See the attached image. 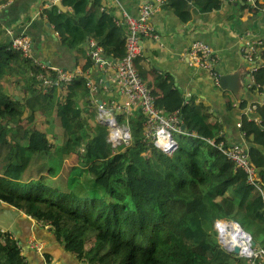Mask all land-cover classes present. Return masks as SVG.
Wrapping results in <instances>:
<instances>
[{
  "label": "trees",
  "instance_id": "1",
  "mask_svg": "<svg viewBox=\"0 0 264 264\" xmlns=\"http://www.w3.org/2000/svg\"><path fill=\"white\" fill-rule=\"evenodd\" d=\"M169 1L181 16L185 11L178 3H191ZM192 1L204 12L219 10L223 3ZM5 2L0 0V5ZM62 3L72 11H62L55 3L43 11L46 26L58 33L60 43L75 49L93 37L104 54L124 56V31L100 10L99 0L92 6L88 0ZM18 22L11 25L16 35L23 27ZM3 24L0 20V203L49 226L83 264H264V255L226 250L214 231L216 221L218 236L221 221L227 220L225 231L228 221L238 222L252 235L254 252L264 250V103L253 113L261 124L241 116L252 97L226 103L239 116L237 133L249 146L255 184L208 141L232 142L211 105L196 97L186 99L166 80L149 86L158 107L180 110L192 133H182L186 142L172 156L150 144L138 109L128 119L130 145L114 146L108 127L97 120V105L84 98L90 91L87 75L45 89L37 78L45 70L11 47ZM93 65L90 58L83 73ZM251 75L248 91L255 97L257 91L264 92V62ZM125 120L119 116L120 124ZM37 123L46 124L43 133L35 128ZM27 262L17 236L0 228V264Z\"/></svg>",
  "mask_w": 264,
  "mask_h": 264
},
{
  "label": "crops",
  "instance_id": "2",
  "mask_svg": "<svg viewBox=\"0 0 264 264\" xmlns=\"http://www.w3.org/2000/svg\"><path fill=\"white\" fill-rule=\"evenodd\" d=\"M49 1L52 0H7V2L0 5V20L5 22L3 24L4 33L6 34V30L18 21V23L23 24V27L20 28L30 32L29 36L33 40L35 57L38 56L46 65L44 74L53 77L57 73V69H61L76 72L77 76L87 75V83H94L97 86V91L87 92L84 95L86 101L94 102L95 99L101 100L100 98L104 97L105 99L118 97V88L113 83V77L116 73L114 66L104 70L93 65L91 69L84 73L83 70L90 59L88 55L90 40H94L101 46L102 56L113 63L119 55L111 54L108 56L104 54L103 46L93 37H88L84 44L75 49H70L60 43L58 33L54 31L53 27L46 26V15L44 12H40L41 8H43V11L44 8L50 9L51 4ZM60 1L62 3V0ZM88 1L89 6H92L96 0ZM151 1L99 0V6L101 11L105 7L114 16H121L124 10L132 16H138L142 5ZM221 1L223 2L221 8L227 10L231 7L229 8L230 12H225L226 18L223 22H217L216 20L221 8L204 12L197 7L195 8L192 0L187 5L188 7L179 2L178 7L185 11V14L181 16L174 10V1L166 0L158 7L150 20L158 33L160 42L147 38L143 39L144 54L137 59V66L145 75L143 77L151 90L156 86L158 79L173 83L180 90L182 96L196 97L197 102L203 101L204 104L211 105L215 115L224 124V130L231 133L230 139L232 142L230 143H246L243 136L237 133L239 116L236 117L235 112L228 111L226 107L227 101L237 103L239 100L236 99L233 93L220 91V88L215 85L214 78L207 70L193 65L187 57L191 44L194 41H203L212 47L218 57L215 63L218 72L227 73L244 67L250 73L253 65L246 60L245 51L242 47L246 39L252 38L262 42L258 46V55L261 58L264 48V11L249 6L248 14L245 15L238 9L239 6L248 4L245 1ZM46 2L49 3L47 7ZM62 5L65 11H72L71 6H65L63 3ZM110 13L108 14L112 15ZM186 16H188V19L184 20ZM123 38L125 42L124 34ZM251 77L247 76L250 80L248 83L247 80L245 81L247 90L244 97H252L253 99L248 104L259 102L264 94L262 91V93L257 91L255 97L251 96L250 91H248L249 85L252 83ZM104 86L109 89L107 93L109 96L107 97L103 90ZM157 92L160 93L159 90ZM6 215L11 219V224L8 227L7 223L2 220L0 221V228L3 231L14 232L28 264H83L76 255L66 250L65 246L57 240L55 233L49 226L38 224L22 211L0 203V219ZM34 237L44 245V255L29 247L28 242Z\"/></svg>",
  "mask_w": 264,
  "mask_h": 264
},
{
  "label": "built area",
  "instance_id": "3",
  "mask_svg": "<svg viewBox=\"0 0 264 264\" xmlns=\"http://www.w3.org/2000/svg\"><path fill=\"white\" fill-rule=\"evenodd\" d=\"M56 0L49 1L52 3ZM166 0H152L142 5L138 16H132L125 10L121 16H114L108 12L105 7L102 8L104 12L113 15V21L116 26L124 31L125 37V49L126 52L123 57L116 60L114 63L102 56V47L99 46L94 40L89 41L88 55L93 61V64L97 67L106 70L108 67L114 66L116 68L115 76L113 77V83L118 88V97H110L108 99L100 98L102 103L99 104V99H95L94 102L98 107V114L101 120L111 121L112 125H115L117 129L123 130V136L116 137L109 135L110 141L116 146V144L125 143L130 145L132 141L131 129L128 124L129 117H133L135 111L140 109L145 117L143 134L145 140L150 144L155 145L164 153L172 156L179 146L178 141L174 138L173 132L185 133L181 125L183 119L180 114V110L172 112H166L164 109L158 107L155 102L151 89L148 87L145 79L141 76L136 61L144 54V47L142 45L143 39H152L160 42L158 33L155 27L151 24V18L157 11L158 7ZM229 2H238L239 0H226ZM248 3L252 8L264 11V0H241ZM46 2V7L49 5ZM43 12V8L40 9ZM6 35L11 39V47L13 49L21 51L26 57L33 58L38 66L45 69L46 65L37 60L33 51V40L22 30L21 34L16 35L14 28L10 27L6 30ZM247 36V35H246ZM249 36V34H248ZM260 40L252 38L246 39L243 44V50L245 51L246 60L253 65L252 72L255 71L262 59L258 55V46L261 45ZM160 45H162L160 43ZM187 57L190 59L193 65H197L203 69L209 71V74L214 78L215 85L220 87L219 72L215 69V63L218 59L215 51L210 45L203 41H194L188 52ZM55 76L51 77L44 73H40L37 78L43 87H60L71 83L77 76L75 72L63 71L57 69ZM252 83H253V76ZM91 92L97 91V86L94 83H87ZM250 86V85H249ZM103 90L106 97L109 89L104 86ZM189 99V96L185 97ZM264 103V94L259 102H253L243 109L241 114L246 116L249 120L261 124V118L253 115L259 104ZM119 116L124 117L125 124L119 123ZM241 122L237 123L240 126ZM111 129V128H110ZM208 141L221 150L230 160L234 162L237 167L242 168L248 175V181L255 184L257 181V170L249 162V146L246 143H225L224 141L217 142L216 139H208ZM261 190V188L259 187ZM30 248L37 250L40 254H44V245L35 238L30 239L28 242ZM252 255L263 256L264 250L260 249L256 253L253 250ZM251 255V256H252Z\"/></svg>",
  "mask_w": 264,
  "mask_h": 264
},
{
  "label": "water",
  "instance_id": "4",
  "mask_svg": "<svg viewBox=\"0 0 264 264\" xmlns=\"http://www.w3.org/2000/svg\"><path fill=\"white\" fill-rule=\"evenodd\" d=\"M55 4L59 8H61L62 11H65V8L63 7L60 0H56ZM48 26H50L49 23H48ZM36 58H39V57L36 56ZM247 76H250V73L247 72L244 69V67H240L236 69L235 71H231L227 73L219 72V82H220L219 88L222 89L223 91H230L231 93L235 95L237 100L241 101L244 98L245 92L247 90V87L245 86V81L247 80ZM101 103L102 101L100 100L99 104ZM101 122L108 126L112 125L111 121L103 120ZM181 128L186 134H192L191 131L188 129L187 124L182 123ZM232 222L237 224L238 228L244 233V237H246L247 240L249 241L248 252L244 251L243 248H241V246L238 244H234L232 246L228 245L227 242L223 238L218 236L217 238H218L219 243L226 250L230 252H233L238 255L251 256L253 253V245H255V241L252 239V235L249 232H247L238 222H235V221H232ZM216 225H217V221L215 222V226ZM216 236H217V233H216Z\"/></svg>",
  "mask_w": 264,
  "mask_h": 264
},
{
  "label": "rangeland",
  "instance_id": "5",
  "mask_svg": "<svg viewBox=\"0 0 264 264\" xmlns=\"http://www.w3.org/2000/svg\"><path fill=\"white\" fill-rule=\"evenodd\" d=\"M229 8H231V7H229ZM227 9V10H225V8H221L220 10H219V12H218V16H217V22H223L224 20H225V12L226 11H228V12H230L231 10L230 9ZM248 8H249V5L248 4H246V5H244V6H239L238 7V9H239V11H241L242 13H244L245 15H247L248 14ZM2 28L0 27V30H1ZM215 69H216V66H215ZM217 70V69H216ZM207 72L209 73V71L207 70ZM211 75V74H210ZM212 76V75H211ZM250 80H249V78H247V83L249 82ZM227 93H229V94H231V92L230 91H227ZM97 119L98 120H101V118L99 117V114L97 113ZM121 124H123V123H121ZM107 127H108V130H109V133H108V135H110V131H111V129H110V127L108 126V125H106ZM46 124L45 123H37L36 124V129H37V131H39V132H44L45 131V129H46ZM131 132V131H130ZM173 136H174V138L178 141V143H185L186 142V137H184V135L182 134V133H178V132H173ZM35 138H39V136L37 135V137H35ZM122 144V143H121ZM117 145V144H116ZM156 148H158V147H156ZM159 149V148H158ZM158 149H156L157 150V152H159V150ZM155 156V155H154ZM155 159L156 160H158V157L157 156H155ZM2 204L3 205H8V204H6V203H4V202H2ZM13 207V206H12ZM15 208V207H14ZM16 209V208H15ZM17 210V209H16ZM19 211V210H18ZM5 221L6 223H7V225H8V227H9V225L11 224V219L6 215V216H3V218H1L0 219V221ZM225 221H227V220H224L223 222L221 221L220 222V224H221V228H222V234H221V231H220V228H219V237H221V238H223L224 239V235H225V229H224V227H225ZM228 222H232V220L231 221H228ZM219 224V225H220ZM214 231L217 233V236L216 237H218V232H217V227H215V224H214ZM13 234H14V232L13 231H11ZM15 235V234H14ZM227 235V234H226ZM218 239V238H217ZM242 256V255H241Z\"/></svg>",
  "mask_w": 264,
  "mask_h": 264
},
{
  "label": "bare ground",
  "instance_id": "6",
  "mask_svg": "<svg viewBox=\"0 0 264 264\" xmlns=\"http://www.w3.org/2000/svg\"><path fill=\"white\" fill-rule=\"evenodd\" d=\"M122 134H123V130L117 129L115 125H111V135L112 136L118 139V137H120ZM226 225L227 227H226V232L224 235V240L227 242V244L230 246L234 244H238L241 246V248H243L244 251L248 252L249 241L247 240L246 237H244V233L238 228L237 224L234 222H228ZM220 226L221 224L218 225L219 228Z\"/></svg>",
  "mask_w": 264,
  "mask_h": 264
},
{
  "label": "clouds",
  "instance_id": "7",
  "mask_svg": "<svg viewBox=\"0 0 264 264\" xmlns=\"http://www.w3.org/2000/svg\"><path fill=\"white\" fill-rule=\"evenodd\" d=\"M97 120H98V119H97ZM99 121L101 122V121H103V120H99ZM109 127L111 128V126H109ZM108 136H109V135H108ZM109 140H110V139H109ZM110 142H111V141H110ZM178 144H179V143H178ZM113 145H114V144H113ZM117 145H120V144H117ZM117 145H116V146H117ZM114 146H115V145H114ZM154 146H155V145H154ZM155 147H156V146H155ZM165 154H166V153H165ZM10 232H11V231H10ZM34 238H35V237H34ZM36 239H37V238H36ZM34 250H35V249H34ZM36 251H37V250H36ZM37 252H38V251H37ZM38 253H39V252H38ZM44 254H45V250H44ZM44 254H43V255H44ZM41 255H42V254H41ZM27 264H28V262H27Z\"/></svg>",
  "mask_w": 264,
  "mask_h": 264
}]
</instances>
